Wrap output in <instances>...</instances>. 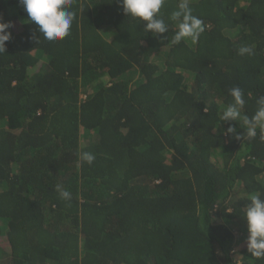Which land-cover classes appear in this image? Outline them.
<instances>
[{"label":"trees","instance_id":"obj_1","mask_svg":"<svg viewBox=\"0 0 264 264\" xmlns=\"http://www.w3.org/2000/svg\"><path fill=\"white\" fill-rule=\"evenodd\" d=\"M180 2L153 36L120 0H71L50 42L0 0V264H264L244 219L264 199V129L237 139L242 119H220L229 89L242 116L264 96V0H189L204 31L173 43Z\"/></svg>","mask_w":264,"mask_h":264},{"label":"clouds","instance_id":"obj_2","mask_svg":"<svg viewBox=\"0 0 264 264\" xmlns=\"http://www.w3.org/2000/svg\"><path fill=\"white\" fill-rule=\"evenodd\" d=\"M27 13L29 22L38 26L40 35L47 41L62 40L69 35L71 25L76 13L71 9V0H18ZM165 0H120L122 10L127 16H132L145 22L144 31H150L153 36L168 31V24L160 15V10ZM171 21H177V31L173 36V43H179L185 39L197 41L204 31L203 21L192 14L189 0H181L177 10L169 17ZM12 27L10 22L0 19V53L6 51V42L11 39ZM239 55L253 54V49L243 46L238 50ZM232 103L225 106L220 117L222 122L237 121L242 119L245 132L237 133V129L228 126L225 135L235 134L237 139L242 135L248 138L257 136V129H264V96L257 99V110L251 117L242 116L241 109L245 104L244 94L239 87L229 89ZM81 159L91 164L95 157L89 152H82ZM57 191L61 198L70 199L71 194L57 185ZM250 203L244 212L247 227V251L255 258H264V199L257 194H250Z\"/></svg>","mask_w":264,"mask_h":264}]
</instances>
